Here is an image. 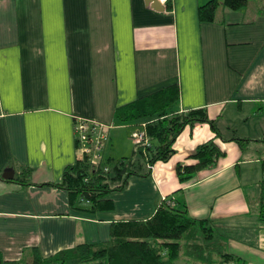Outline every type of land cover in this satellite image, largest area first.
<instances>
[{
    "label": "crops",
    "instance_id": "1",
    "mask_svg": "<svg viewBox=\"0 0 264 264\" xmlns=\"http://www.w3.org/2000/svg\"><path fill=\"white\" fill-rule=\"evenodd\" d=\"M170 1L171 9L160 1L159 12L145 0H0L5 260H31L34 248L49 258L101 245L114 224L148 221L169 205L194 220L208 219L239 261L264 264V2L241 11L221 5L214 21L204 23L198 10L211 0ZM172 86L179 98L163 115L203 110L219 135L207 122L186 126L167 162L110 197L111 212L91 216L79 210L88 202L71 206L68 191L51 186L82 158L90 161L76 139L79 121L102 124L99 164L110 168L134 155L133 133L157 120L122 124L117 110ZM238 138L247 141L244 148L233 141ZM210 142L224 156L181 181L177 168L197 163L194 154ZM6 169L32 171V184L7 182Z\"/></svg>",
    "mask_w": 264,
    "mask_h": 264
},
{
    "label": "trees",
    "instance_id": "2",
    "mask_svg": "<svg viewBox=\"0 0 264 264\" xmlns=\"http://www.w3.org/2000/svg\"><path fill=\"white\" fill-rule=\"evenodd\" d=\"M167 1L166 8L171 9L172 1ZM250 1L255 0H224L223 3L211 0L199 7V19L201 22L210 23L214 21L217 9L221 5L230 10L241 11ZM178 98V88L172 86L155 96L117 110L115 117L122 124L156 117L157 120L147 124L152 146L146 150V153L142 147H136L133 156L113 162L110 168L99 166L96 169H93L84 157L75 166L67 169L61 184L51 186L68 191L71 206L75 205L78 199L89 202L87 208L79 210L91 216L99 212L113 211L114 202L110 197L116 192L126 190L130 179L150 176L148 164L154 166L161 161L167 162L174 153L172 149L174 143L186 126L207 122L219 135L216 124L208 120L203 110L175 116L163 115ZM233 141L242 148L247 142L239 138ZM223 156L224 153L216 143L204 144L193 156L197 163L177 168L181 181L190 178L208 165L215 164L218 158ZM262 168L259 214L261 222L264 223V161ZM31 173L30 170H24L22 174H16L13 181L21 185L32 184ZM7 182L11 181L7 180ZM196 229L207 234L205 237L207 241L214 240V227L208 219L194 220L188 217L186 211L181 212L169 205H161L158 212L148 221L114 224L110 240L101 245L83 244L49 258H44L40 250L34 248L31 264H68L72 260H77L80 264H176L179 255L183 253L182 250L193 258L194 264H227L238 260L234 254L228 253L222 240L207 247L197 244L183 248L181 243L187 238L192 237L193 240L201 241L199 238L195 239ZM215 253L223 258L220 263L213 261L212 255ZM0 264H20V262L5 260L0 252Z\"/></svg>",
    "mask_w": 264,
    "mask_h": 264
},
{
    "label": "built area",
    "instance_id": "3",
    "mask_svg": "<svg viewBox=\"0 0 264 264\" xmlns=\"http://www.w3.org/2000/svg\"><path fill=\"white\" fill-rule=\"evenodd\" d=\"M160 1H162L164 4H167L168 2L167 0ZM102 128V124L90 120H81L74 128L80 150L89 157V163L93 169L101 166V164H99L101 161V151L106 143V134ZM147 128V125H142L132 135L135 146L142 147L145 153L146 150L152 146L151 139H149L148 136ZM147 168L151 172L154 170V166L151 164H148Z\"/></svg>",
    "mask_w": 264,
    "mask_h": 264
},
{
    "label": "rangeland",
    "instance_id": "4",
    "mask_svg": "<svg viewBox=\"0 0 264 264\" xmlns=\"http://www.w3.org/2000/svg\"><path fill=\"white\" fill-rule=\"evenodd\" d=\"M255 1L264 2V0H255ZM255 1H250V3H253ZM216 231L214 230V238H213L214 240H208L207 241V239H205V237L207 236V234H205L200 229H196V237H195V239L199 238V239H201V241L200 240H193L192 237H190V239L187 238L186 241H183L181 243L182 244V247L183 248H186V246H189V245H197V244L198 245L199 244L200 245L202 244L204 247H207L208 245H213V244H215L217 242H220V239L218 238V235H219V233L222 234V231H219V232H216ZM226 250L228 251V253L231 252V250H229V248H227ZM181 252H183V253H181L179 255L178 260L175 262L176 264H194L193 263V258H191L188 255V253L186 254V252H184V250H182ZM212 256H213L212 257L213 261L216 262V263H220L221 262L220 260L223 259L217 253H215ZM21 259H23V260L22 261H18V262H20V264H31V262H32L27 257H23V258L21 257ZM227 264H245V262L244 261L242 262V261H239V260H237V261L234 260V262L227 263Z\"/></svg>",
    "mask_w": 264,
    "mask_h": 264
},
{
    "label": "water",
    "instance_id": "5",
    "mask_svg": "<svg viewBox=\"0 0 264 264\" xmlns=\"http://www.w3.org/2000/svg\"><path fill=\"white\" fill-rule=\"evenodd\" d=\"M151 8H154L156 11L162 12L164 11L163 6L159 0H145ZM15 171L13 169H6L2 174V178L8 181L14 180Z\"/></svg>",
    "mask_w": 264,
    "mask_h": 264
}]
</instances>
